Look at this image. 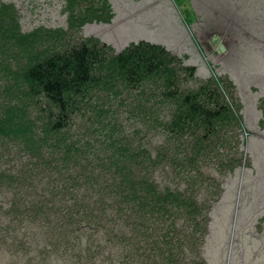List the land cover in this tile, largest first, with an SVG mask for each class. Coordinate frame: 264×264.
I'll return each mask as SVG.
<instances>
[{
	"label": "trees",
	"instance_id": "obj_1",
	"mask_svg": "<svg viewBox=\"0 0 264 264\" xmlns=\"http://www.w3.org/2000/svg\"><path fill=\"white\" fill-rule=\"evenodd\" d=\"M239 1L223 0L222 13L226 17L232 15L233 5ZM65 2L70 7L66 10L65 29L38 27L25 35H14V32L8 35L12 47L30 46L27 48L29 62L18 64L23 69L18 90H25V99L37 106L42 115H39L41 120L37 127L27 122L19 123V117L12 111L14 106L10 105L5 108L8 112L2 113L4 118L0 119V124L9 123L7 134L0 137L13 136L20 142L26 136L31 137L29 143L24 141L29 165L25 164L24 169L16 172L0 167V189H10L15 198L6 213V225H1L4 230L0 232V242L9 238L8 246L16 253L5 251L14 257L24 255V264H36L41 261L40 256L46 260L57 255L61 256L62 264H79L80 253H76L71 261V251L77 246L78 252L82 249L83 236H98L96 233L114 228L113 239L117 247L136 251L150 264H209L202 256V243L209 230L212 211L223 197H240L236 206V209L239 207L238 227L248 219L245 201L252 200V196L256 200L255 203L252 201V206L257 204V214H264V156L252 158L249 153L245 162L244 155L247 154L238 149L250 147L245 139H240V135H246V130L240 113L242 105L235 96L233 83L226 76L215 73L199 80L201 76L198 73L196 76L197 69L188 63L187 55H175L167 47L147 39L128 43L119 52L95 38L67 41L73 29L78 30L93 21L109 24L114 14L109 0ZM205 2L207 0H203ZM245 3L249 4V1ZM194 15L203 22L202 16L198 18L195 12ZM189 25V39L203 54L197 38L190 35ZM212 35L218 37L215 32ZM214 48L210 46V51L217 54ZM255 56L260 62L250 64L262 72L264 60ZM16 59L8 58V64L14 65ZM137 90L139 95L131 105L133 117L140 120L145 117L150 135L162 138V142L150 151L132 141L128 148L119 146L114 132H119L120 128L116 117L99 107L98 102L91 103L99 95L116 98L117 93L129 94ZM143 96L146 99H142ZM259 110L262 118L258 125L263 128L264 98L259 101ZM84 114L86 121L91 123L92 134L101 131L96 138L97 144H106L108 136L112 137V145L119 148L103 156V162L98 161L102 166L99 169L91 168L93 159L80 151L95 156L98 145L75 144L66 133L71 121ZM28 128L32 129L29 134L26 133ZM250 145L251 150L264 147V144ZM220 149L227 150L221 153ZM54 156H58L56 163ZM37 163L45 167L47 178L54 181L44 184L54 188L48 195L54 196L53 201L31 199L21 192L27 180L33 182L40 174ZM159 169L169 171L176 179L187 178L184 189H160L151 179V171ZM241 169L245 171L240 176ZM50 170L59 174L62 171L64 175L54 180L49 177ZM212 170L220 178L211 176ZM108 207L120 215L108 213ZM6 209L4 205L0 206V218H5ZM124 214L125 218H119ZM164 217L172 219L168 227L173 230L170 233L175 234L173 238L154 234L155 224ZM263 219L264 215L258 219V225ZM36 221L43 222L50 230V236H45L41 245L38 244V256L35 255L37 246L32 244L31 238L23 237L25 222L34 225ZM179 234L191 241L189 247L184 245L183 238L176 239ZM85 247L89 250V246ZM222 252L219 249L218 260H221Z\"/></svg>",
	"mask_w": 264,
	"mask_h": 264
},
{
	"label": "rangeland",
	"instance_id": "obj_2",
	"mask_svg": "<svg viewBox=\"0 0 264 264\" xmlns=\"http://www.w3.org/2000/svg\"><path fill=\"white\" fill-rule=\"evenodd\" d=\"M222 1L207 0L203 3V0H109L114 14L109 24L96 21L85 23L78 30L73 29L67 41L74 42L73 40L78 38H95L119 52L128 43L147 39L148 42L152 41L167 47L175 55H187L188 63L197 69L196 76L197 73L198 76H201L199 80L208 78L214 73L221 77L226 76L233 83L235 96L242 105L240 113L246 135H240V139H245L251 148L250 144H264V126L260 128L258 125L262 118L259 101L264 98V70L257 71L250 64L255 61L260 62L255 55L264 60V0H240L239 3L233 5L232 15L227 17L222 13ZM245 1H249V4H246ZM67 9L70 7L66 5L65 0H0V119L4 118L2 113H7L5 108L10 105L14 106L12 111L19 117L17 118L19 123L27 122L35 124L37 127L38 121L41 120L39 115H42L37 106L25 99V90H18L17 83L20 82L23 74V69L19 65L29 62L27 48L30 46L23 44L12 47L8 35L12 32L14 35H25L38 27L50 30L65 29ZM194 12L198 18L202 16L203 22L195 18ZM2 15L5 16L1 18ZM190 23L193 24L190 26ZM187 25L190 28L188 29L190 35L192 33L197 38L203 54L196 45L195 47L192 44L191 38L189 39ZM214 32L218 37L212 35ZM25 41L28 40L25 39ZM210 46L215 47L213 50H217V54L210 51ZM15 56L19 58L16 59ZM8 58L16 59V62H13L15 64H8ZM138 95V90L129 94L117 93L118 97L116 98H110L108 94L99 95L91 103L98 102L99 107L107 109L108 113H112L116 117L120 128L119 132L116 130L114 132L115 138L120 141L119 146L128 148L129 142L132 141L134 145L145 147L150 151L162 142V138L150 135V128L145 125V117L142 120L133 117L131 105L133 99ZM142 99H146V97L143 96ZM71 122L73 123L66 132L70 140L75 144H97L96 138L101 131L96 130V133L92 134L91 123L89 120L86 121L85 114L82 118L76 117ZM8 124H0V136L7 134L6 126ZM31 130L28 128L26 133L29 134ZM63 137L64 135H62ZM11 139L15 138L13 136L0 137V167L11 172H14L15 169L16 172L24 169L25 164H30L29 157L24 151V141L29 143L31 137L26 136L21 139V142L16 139L8 141ZM110 139L112 137L106 136V144L98 142L97 155L95 156H88L85 150L79 149L84 156L93 159L91 168L99 169L102 166L98 161L103 162V156L118 151L119 148H116L118 146L112 145ZM53 142L55 141L53 140ZM250 148L248 150L245 147L238 148L243 151L242 153L247 154V156L244 155L245 162L250 155L252 158H256L257 155L264 156V147L259 146L255 150ZM226 150L220 149L219 151L222 153ZM57 160L58 156H54L53 162L56 163ZM216 163L214 162V164ZM36 168L41 169L40 174L33 182L27 180L22 185L24 187L21 188V192L30 196L31 199L36 197L39 200L53 201L54 196L48 195L50 190L54 191V188L50 184L48 186H44V184L54 181L47 178L43 165L40 167V164L37 163ZM204 170L206 171V168H203ZM244 171L245 169H241L240 176ZM248 171L252 173V170ZM210 174L216 179L220 178L213 170ZM62 175H64L62 171L59 174L57 171L50 170L49 177L57 180ZM151 179L160 189L182 190L187 178L176 179L169 171L159 169L157 172L151 171ZM14 201L15 198L10 189H0V206L4 205L7 208L3 213L5 218H0V232L4 230L1 225H6L5 219L8 217L6 213L13 206ZM239 201L240 197L237 198L235 195L230 198L223 197L212 211L209 230L203 239L204 243H202V245L204 244L202 256L209 264H264V221L258 225V219H261L264 214L260 216L257 214V204L252 206V201L255 203L256 200L252 196V200L245 201L247 207L245 216L248 219L243 226L238 227L239 207L236 209V206ZM108 211L120 215L114 208L108 207ZM262 211L264 212V210ZM119 218H125V214ZM224 220L227 221L224 222ZM171 221V217H164L155 224L154 234L170 235L173 238L175 234L170 233L173 230L168 227ZM7 228L9 225L6 226ZM113 229L96 233L98 236L95 234L84 235L81 239L82 249L78 252L77 246L71 251L73 252L71 261L76 253H80L79 264H150L146 259H141L136 251H132L128 247H117L113 239L115 236ZM174 229L177 230L176 226ZM6 232L10 235L9 231L6 230ZM23 232V237L29 236L32 244L37 246L35 255L38 256L40 251L38 244L41 245V239L49 235V227L40 221H36L34 225L25 222ZM179 238H183L185 246H190L191 241L185 239L183 234L176 236V239ZM8 240L9 238H5L0 242V247H2L0 264H24L26 260L24 255L19 254L14 257L16 251L8 246ZM85 246H89V250ZM6 249L14 254L5 251ZM219 249L223 250L221 260L216 258V255H220ZM39 258L41 261H36V264H62L60 255L51 256L46 260L41 256ZM185 259L189 260L187 257Z\"/></svg>",
	"mask_w": 264,
	"mask_h": 264
}]
</instances>
